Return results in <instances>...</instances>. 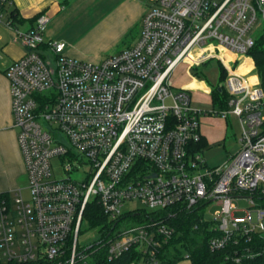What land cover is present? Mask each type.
<instances>
[{
    "label": "built area",
    "instance_id": "built-area-1",
    "mask_svg": "<svg viewBox=\"0 0 264 264\" xmlns=\"http://www.w3.org/2000/svg\"><path fill=\"white\" fill-rule=\"evenodd\" d=\"M10 2L0 0V23L24 47L6 76L31 194L25 198L22 188L0 193L1 262L88 259L91 254L78 253V238L94 199L112 221L133 200L154 210L215 203L211 222L220 234L209 240L212 251L264 234V206L255 197L264 195V84L251 54L264 45V0H148L137 41L97 63L70 57L65 42L47 38L46 13L19 30L5 15ZM226 51L237 54L232 67L220 56ZM215 57L225 70L220 83L200 81L212 107L195 106L197 89L176 88L174 71L185 65L198 77L197 67ZM248 59L252 67L244 73ZM215 90L228 95L225 108L214 102ZM204 116L240 120L241 147L221 166L208 165L197 148ZM56 158L66 173L86 166L87 178H55ZM239 199L249 206L238 208ZM240 210L245 215L237 217ZM174 234L162 221L116 228L106 244L108 259L137 247L145 264H160L158 252ZM263 253L237 251L235 261Z\"/></svg>",
    "mask_w": 264,
    "mask_h": 264
},
{
    "label": "crops",
    "instance_id": "crops-1",
    "mask_svg": "<svg viewBox=\"0 0 264 264\" xmlns=\"http://www.w3.org/2000/svg\"><path fill=\"white\" fill-rule=\"evenodd\" d=\"M10 4L5 9L8 17L15 10L17 21L15 26L26 31L35 26L36 18L43 13L50 16L46 27V37L63 41L66 44L65 54L80 60L92 62L99 61L103 57V52L96 53L90 51L86 45L81 43L84 39L81 35L85 24L88 23L92 11L115 13L126 15L127 26L125 32L131 29L137 20L143 19L146 12V5L139 0H10ZM14 30L0 23V193L12 192L21 187V182L28 177L25 162L18 142V131L14 127V116L12 111V97L10 93V82L6 76L7 68L20 59L24 53L21 40L13 38ZM140 36V35H139ZM139 38V37H138ZM137 38V39H138ZM135 40V42L137 41ZM133 42V44L135 43ZM132 44V45H133ZM97 63V62H96ZM185 66V65H184ZM252 65L250 60L241 66L240 71L248 72ZM189 82L182 85L190 86L192 83L200 82L198 77H191ZM204 80V79H203ZM194 88V87H192ZM197 89V88H196ZM220 118L228 121L229 116H204L201 119V129L203 137L209 139L207 130L203 128V119Z\"/></svg>",
    "mask_w": 264,
    "mask_h": 264
},
{
    "label": "rangeland",
    "instance_id": "rangeland-1",
    "mask_svg": "<svg viewBox=\"0 0 264 264\" xmlns=\"http://www.w3.org/2000/svg\"><path fill=\"white\" fill-rule=\"evenodd\" d=\"M139 1L144 3L146 8H148L150 4L148 0ZM128 20L129 19H127L126 15H117L108 11L105 12V9L103 12L98 10L91 12L89 18L87 19L88 23L85 24L86 27L81 33L84 38L81 43L83 42V44L86 45L90 51H94L96 53L103 52V57L99 61H90H93L94 63L100 62L106 57L117 54L125 48L132 46L133 42H135L141 33L142 21L137 20L133 27L125 32ZM13 38L21 40L18 38L15 32ZM204 49L205 51L209 52L210 46H206ZM220 56L227 65L231 67L234 66V61L237 57L236 53L226 51L225 53H221ZM248 62L249 59L245 63ZM196 71L200 74L198 78L200 80L204 79V81L213 88L218 86L221 81L220 74L225 72V70H223L221 60L217 57L197 67ZM189 80L190 78L186 73L185 66L180 65L173 74V82L176 88L188 83ZM189 87L197 88V90L192 92L193 103L195 106L202 108L212 107V104L208 101L207 96L202 93V88H205L204 82L198 81L197 83H192ZM206 94H209V92H206ZM219 98L223 104H225L228 100V95L225 92H220ZM218 104L220 103L218 102ZM203 128L205 131L207 130L209 139L212 141L209 147L203 152V156L205 157L208 165L221 166L240 149L241 144L239 140L242 135V126L238 117L229 116L228 121L221 120L220 118L203 119ZM52 164L54 177L58 179L70 177L73 180L82 182L87 178L89 172V169L84 166V168L66 173L60 158L54 159ZM20 186L24 187V197L29 198L31 193L29 189L28 177L24 178ZM236 205L238 208L245 209L249 206V203L246 199H239L236 201ZM203 208L204 219L211 222L213 219V213L218 208V206L215 203H212L205 205ZM132 210L139 212L145 211L147 213L157 211L145 206L139 200H133L126 203L124 212L126 213ZM244 215L245 211H236L237 217H242ZM136 223L137 221L134 220H125L118 226L117 230L121 228H129L133 225H136ZM99 239V228L90 227L84 223L78 238V248L86 249L90 245L97 243ZM180 249L182 258L175 264H191V260L188 257L187 252L183 248ZM85 254L88 253L85 251ZM136 264H145V261L140 260Z\"/></svg>",
    "mask_w": 264,
    "mask_h": 264
},
{
    "label": "trees",
    "instance_id": "trees-1",
    "mask_svg": "<svg viewBox=\"0 0 264 264\" xmlns=\"http://www.w3.org/2000/svg\"><path fill=\"white\" fill-rule=\"evenodd\" d=\"M11 17L14 23L17 21V14L15 10L11 12ZM253 55L258 72L264 84V45L259 42L255 49L251 52ZM199 76L200 74L195 71ZM223 72V76H224ZM220 91L213 92L214 102H219L222 108L226 105L219 98ZM207 145V140L203 137L198 144V149H203ZM259 204L264 206V195L256 194ZM205 204H199L196 207L187 209L186 207L176 206L165 210H157L150 213L130 211L124 213L118 220H110L104 213L101 204L97 199L90 201L84 211L83 224L90 227L99 228L100 239L93 247L86 249L78 248V253L91 254L89 259L77 260L75 264H136L140 260H145L143 253L137 248L133 247L130 251L123 254L120 258L110 261L108 259V251L106 244L109 239L114 236V231L125 220L137 221L136 225L148 226L152 222H164L175 229V234L168 243L164 244L159 250L158 258L160 264H175L182 258L181 249L183 248L191 260V264H237L235 253H240L246 249L259 251L264 249V234L253 235L251 241L240 239L238 244L234 240L221 249L212 251L209 247V240L214 236H218L220 232L215 230L213 222L204 219ZM81 233V231H80ZM71 242V241H70ZM70 252L68 253V257ZM0 264H16L14 262ZM243 264H264V253L256 256L253 259L244 258Z\"/></svg>",
    "mask_w": 264,
    "mask_h": 264
},
{
    "label": "water",
    "instance_id": "water-1",
    "mask_svg": "<svg viewBox=\"0 0 264 264\" xmlns=\"http://www.w3.org/2000/svg\"><path fill=\"white\" fill-rule=\"evenodd\" d=\"M152 176H155V174H154V175H152ZM96 244H97V243H95V245H96ZM91 247H93V245H90V246H89V248H91Z\"/></svg>",
    "mask_w": 264,
    "mask_h": 264
}]
</instances>
